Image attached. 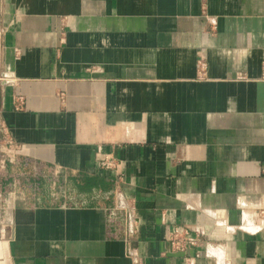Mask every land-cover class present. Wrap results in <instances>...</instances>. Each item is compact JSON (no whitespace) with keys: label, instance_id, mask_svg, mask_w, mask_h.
Segmentation results:
<instances>
[{"label":"crops","instance_id":"crops-1","mask_svg":"<svg viewBox=\"0 0 264 264\" xmlns=\"http://www.w3.org/2000/svg\"><path fill=\"white\" fill-rule=\"evenodd\" d=\"M0 79V264H264V0H0Z\"/></svg>","mask_w":264,"mask_h":264},{"label":"built area","instance_id":"built-area-1","mask_svg":"<svg viewBox=\"0 0 264 264\" xmlns=\"http://www.w3.org/2000/svg\"><path fill=\"white\" fill-rule=\"evenodd\" d=\"M6 145H7V150L3 152V155L9 160H12L16 150L15 145L10 140H6ZM101 165H105V163L102 162ZM172 243L174 244L175 248L183 250L186 246L193 244L194 240L188 235L187 231L175 230L173 231L172 234Z\"/></svg>","mask_w":264,"mask_h":264}]
</instances>
